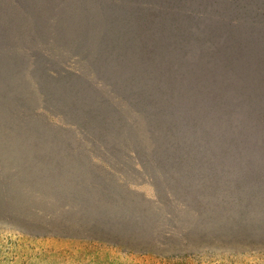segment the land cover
Segmentation results:
<instances>
[{
	"label": "rangeland",
	"instance_id": "374dc122",
	"mask_svg": "<svg viewBox=\"0 0 264 264\" xmlns=\"http://www.w3.org/2000/svg\"><path fill=\"white\" fill-rule=\"evenodd\" d=\"M264 264V0H0V264Z\"/></svg>",
	"mask_w": 264,
	"mask_h": 264
},
{
	"label": "trees",
	"instance_id": "16d2710c",
	"mask_svg": "<svg viewBox=\"0 0 264 264\" xmlns=\"http://www.w3.org/2000/svg\"><path fill=\"white\" fill-rule=\"evenodd\" d=\"M178 264H183V263L182 262H180V263L178 262Z\"/></svg>",
	"mask_w": 264,
	"mask_h": 264
}]
</instances>
